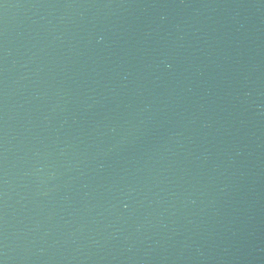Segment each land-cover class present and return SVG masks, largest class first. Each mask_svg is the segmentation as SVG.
Listing matches in <instances>:
<instances>
[{"label": "water", "instance_id": "1", "mask_svg": "<svg viewBox=\"0 0 264 264\" xmlns=\"http://www.w3.org/2000/svg\"><path fill=\"white\" fill-rule=\"evenodd\" d=\"M264 173V0H0V264H219Z\"/></svg>", "mask_w": 264, "mask_h": 264}]
</instances>
